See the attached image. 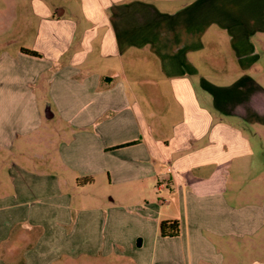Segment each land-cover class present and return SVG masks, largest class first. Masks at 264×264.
Here are the masks:
<instances>
[{"label": "crops", "instance_id": "obj_1", "mask_svg": "<svg viewBox=\"0 0 264 264\" xmlns=\"http://www.w3.org/2000/svg\"><path fill=\"white\" fill-rule=\"evenodd\" d=\"M35 12L40 56L0 57V264H264V0Z\"/></svg>", "mask_w": 264, "mask_h": 264}, {"label": "rangeland", "instance_id": "obj_2", "mask_svg": "<svg viewBox=\"0 0 264 264\" xmlns=\"http://www.w3.org/2000/svg\"><path fill=\"white\" fill-rule=\"evenodd\" d=\"M39 1H53L66 7L68 16H72L78 8L81 9V0H0V57L8 53L17 55V49L21 50V47L33 48L39 28L35 12ZM79 16L84 22V16ZM255 174V171H251L247 179L241 182L240 188L251 187L253 190L256 187L254 190L257 191L259 184L252 181Z\"/></svg>", "mask_w": 264, "mask_h": 264}, {"label": "trees", "instance_id": "obj_3", "mask_svg": "<svg viewBox=\"0 0 264 264\" xmlns=\"http://www.w3.org/2000/svg\"><path fill=\"white\" fill-rule=\"evenodd\" d=\"M22 51L29 55L40 56V53L35 50L23 48ZM179 229V220L177 219L164 220L160 224V231L163 236L177 235L179 233Z\"/></svg>", "mask_w": 264, "mask_h": 264}]
</instances>
